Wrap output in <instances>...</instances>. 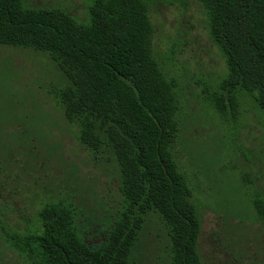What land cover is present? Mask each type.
Returning a JSON list of instances; mask_svg holds the SVG:
<instances>
[{"label":"trees","instance_id":"1","mask_svg":"<svg viewBox=\"0 0 264 264\" xmlns=\"http://www.w3.org/2000/svg\"><path fill=\"white\" fill-rule=\"evenodd\" d=\"M196 1L228 65L214 105L234 116L236 93L245 90L264 109V0ZM87 11L81 21L61 8L0 0V44L43 52L63 72L57 101L95 159L113 155L121 200L94 220L56 188L15 249L33 264H141L138 239L155 212L168 226L167 264H204L202 220L172 151L179 131L174 84L153 50L148 2L92 0ZM255 206L264 216V200Z\"/></svg>","mask_w":264,"mask_h":264},{"label":"rangeland","instance_id":"2","mask_svg":"<svg viewBox=\"0 0 264 264\" xmlns=\"http://www.w3.org/2000/svg\"><path fill=\"white\" fill-rule=\"evenodd\" d=\"M91 2L24 0L32 8H61L81 21ZM147 2L153 50L174 84L179 131L172 151L202 220L201 259L264 264V216L255 206L264 200V109L245 90L236 93L234 116L214 105L228 65L200 3ZM66 84L45 53L0 44V264H33L14 243L37 225V212L57 197L56 188L94 220L121 200L113 155L95 159L79 141L77 125L64 116L55 91ZM170 243L166 223L149 212L137 243L140 263L167 264Z\"/></svg>","mask_w":264,"mask_h":264}]
</instances>
